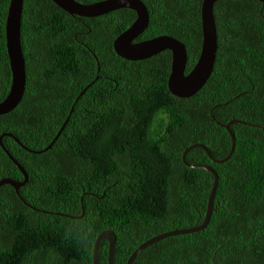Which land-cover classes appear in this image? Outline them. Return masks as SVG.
Listing matches in <instances>:
<instances>
[{
  "label": "trees",
  "instance_id": "1",
  "mask_svg": "<svg viewBox=\"0 0 264 264\" xmlns=\"http://www.w3.org/2000/svg\"><path fill=\"white\" fill-rule=\"evenodd\" d=\"M10 1L0 0V102L12 85ZM142 1L150 24L136 41H183L189 74L202 45L203 0ZM214 12V71L195 95L180 98L168 89L170 51L138 62L117 53L114 42L135 11L83 17L53 0H24L27 85L18 106L0 115V136L12 133L42 150L69 121L40 154L3 139L29 181L20 188L28 205L12 185L0 188V264H93L95 241L107 229L117 235L115 264H127L152 237L204 221L215 176L189 163L219 174L209 225L150 245L133 264H264V3L219 0ZM235 119L249 124L232 125L236 147L227 162H214L202 147L184 162L185 149L198 142L228 156L232 137L221 124ZM6 177L25 179L0 144V180ZM108 255L103 240L100 264Z\"/></svg>",
  "mask_w": 264,
  "mask_h": 264
},
{
  "label": "water",
  "instance_id": "2",
  "mask_svg": "<svg viewBox=\"0 0 264 264\" xmlns=\"http://www.w3.org/2000/svg\"><path fill=\"white\" fill-rule=\"evenodd\" d=\"M58 6H60L66 12L72 15H79L83 17H97L112 11L119 9H132L136 12L137 18L133 24L125 30L114 42V47L119 55L127 60H144L156 56L165 50L172 52L171 61V74L168 80L169 90L177 97L190 98L200 91L209 78L211 77L217 58L218 51V35L215 19L214 6L218 0H203L202 3V31H203V43L201 47V53L199 59L193 70L189 74H186L188 55L187 49L184 43L175 37L168 35H160L150 39H145L136 42V39L144 33L150 22V13L147 5L142 0H102L90 4L82 3L78 0H53ZM264 3V0H259ZM24 11V0H11L8 15L6 20V46L9 57L11 72H12V85L7 97L0 102V115L7 114L14 110L23 99L27 85V69L26 61L22 46V19ZM90 86V85H89ZM89 86L84 89L80 96H83ZM74 109V108H72ZM69 118L63 124L54 140L42 150H33L27 145H24L22 141L12 133H4L0 136V144L9 157L19 167L25 176L24 181H19L11 177H6L0 180V188L5 184L12 185L19 197L28 205L24 197L20 194V188L25 186L29 181V173L26 168L13 156V154L4 145L3 139L5 136L14 137V139L26 150L34 153H43L51 149L63 130L67 126ZM235 123L249 124L241 120H233L228 124H221L225 127L232 137V147L228 156L219 159L212 155L209 148L203 143H194L189 145L183 154V160L186 162V155L189 151L196 147H202L212 158L213 161L223 163L228 161L232 156L236 147V135L233 132L231 126ZM190 166L202 167L211 171L214 176V185L209 196L207 213L204 221L193 227L177 228L156 235L151 239L141 244L129 257L127 264H133L138 255L150 245L165 239L170 236H178L189 233H195L202 229H205L211 219L212 213L215 210V195L219 184V174L210 165L206 164H191ZM83 202V198H82ZM47 212V211H46ZM85 213L83 208L82 217ZM66 215V214H64ZM68 216V215H67ZM103 240L109 242V255L108 264H115L116 254V242L117 235L114 230L107 229L101 232L96 241L93 249V264H100V247Z\"/></svg>",
  "mask_w": 264,
  "mask_h": 264
},
{
  "label": "clouds",
  "instance_id": "3",
  "mask_svg": "<svg viewBox=\"0 0 264 264\" xmlns=\"http://www.w3.org/2000/svg\"><path fill=\"white\" fill-rule=\"evenodd\" d=\"M218 1H219V0H218ZM218 1H217V2H218ZM258 1H259V0H258ZM143 2H144V1H143ZM217 2H216V3H217ZM144 3H145V2H144ZM202 3H203V1H202ZM216 3H215V4H216ZM214 8H215V6H214ZM131 10H132V9H131ZM133 11H134V10H133ZM149 13H150V12H149ZM136 15H137V14H136ZM201 15H202V7H201ZM136 18H137V17H136ZM215 19H216V18H215ZM135 20H136V19H135ZM149 24H150V22H149ZM216 26H217V25H216ZM148 27H149V26H148ZM147 29H148V28H147ZM142 34H143V33H142ZM142 34H141V35H142ZM202 34H203V31H202ZM141 35H140V36H141ZM217 35H218V31H217ZM140 36H139V37H140ZM159 36H160V35H159ZM139 37H138V38H139ZM176 39H177V38H176ZM136 40H137V39H136ZM178 40H179V39H178ZM138 41H141V40H138ZM138 41H136V42H138ZM180 41H181V40H180ZM181 42L184 43L183 41H181ZM202 43H203V39H202ZM184 44H185V43H184ZM218 45H219V43H218ZM185 46H186V45H185ZM201 47H202V45H201ZM186 49H187V47H186ZM165 51H170V50H165ZM218 51H219V47H218ZM218 51H217V53H218ZM170 52H171V51H170ZM200 53H201V50H200ZM171 54H172V52H171ZM187 55H188V51H187ZM199 56H200V54H199ZM198 59H199V58H198ZM144 60H145V59H144ZM144 60H129V61H136V62H138V61H144ZM216 60H217V58H216ZM171 61H172V59H171ZM197 61H198V60H197ZM187 64H188V63H187ZM195 65H196V64H195ZM215 65H216V63H215ZM194 67H195V66H194ZM194 67L192 68V70L194 69ZM214 67H215V66H214ZM213 71H214V70H213ZM190 72H191V71H190ZM190 72H189V73H190ZM170 74H171V71H170ZM169 76H170V75H169ZM209 79H210V78H209ZM168 80H169V79H168ZM207 82H208V81H207ZM88 86H89V85H88ZM88 86H87V87H88ZM87 87H86V88H87ZM89 87H90V86H89ZM168 89H169V87H168ZM169 91H170V90H169ZM170 92H171V91H170ZM171 93H172V92H171ZM232 121H233V120H232ZM209 150H210V149H209ZM210 151H211V150H210ZM189 152H190V151H189ZM189 152H188V153H189ZM211 153H212V152H211ZM207 154H208V153H207ZM212 155H213V154H212ZM213 156H214V155H213ZM209 157H210V156H209ZM210 158H211V157H210ZM216 158H219V157H216ZM222 158H223V157H222ZM222 158H219V159H222ZM186 159H187V155H186ZM211 159H212V158H211ZM214 162H215V161H214ZM225 162H227V161H225ZM225 162H223V163H225ZM216 163H219V162H216ZM191 164H198V163H191ZM219 164H222V163H219ZM214 204H215V203H214ZM214 211H215V210H214ZM211 217H212V216H211ZM204 219H205V218H204ZM210 221H211V219H210ZM209 223H210V222H209ZM208 225H209V224H208Z\"/></svg>",
  "mask_w": 264,
  "mask_h": 264
},
{
  "label": "flooded vegetation",
  "instance_id": "4",
  "mask_svg": "<svg viewBox=\"0 0 264 264\" xmlns=\"http://www.w3.org/2000/svg\"><path fill=\"white\" fill-rule=\"evenodd\" d=\"M98 79H100L99 75L95 78L94 82H95L96 80H98ZM90 85H91V84H90ZM85 89H86V88H85ZM83 90H84V89H83ZM83 90H82V91H83ZM87 90H88V89H87ZM87 90H86V91H87ZM82 91H81V92H82ZM85 93H86V92H85ZM79 95H80V94H79ZM235 124H236V123H235ZM233 125H234V124H233ZM231 128H232V126H231Z\"/></svg>",
  "mask_w": 264,
  "mask_h": 264
}]
</instances>
